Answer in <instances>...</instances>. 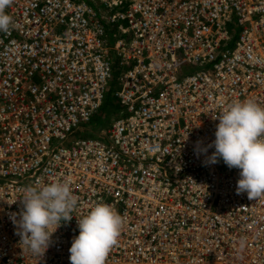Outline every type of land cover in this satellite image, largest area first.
I'll list each match as a JSON object with an SVG mask.
<instances>
[{
	"label": "built area",
	"instance_id": "2783aa9c",
	"mask_svg": "<svg viewBox=\"0 0 264 264\" xmlns=\"http://www.w3.org/2000/svg\"><path fill=\"white\" fill-rule=\"evenodd\" d=\"M0 33V264H70L77 219L123 218L106 264H264V197L206 164L222 108L264 106V0H12ZM110 91L118 113L74 137ZM78 205L43 256L13 215L27 185ZM18 219V215L16 216Z\"/></svg>",
	"mask_w": 264,
	"mask_h": 264
},
{
	"label": "clouds",
	"instance_id": "9594fccd",
	"mask_svg": "<svg viewBox=\"0 0 264 264\" xmlns=\"http://www.w3.org/2000/svg\"><path fill=\"white\" fill-rule=\"evenodd\" d=\"M12 0H0V33H7L12 17L6 12ZM219 123L215 139L207 146L198 143V153L206 154V164L220 160L229 169L239 170L236 193H246L249 200L264 197V106L253 100L235 101L214 117ZM23 205L13 215L23 251L43 256L56 230L73 219L78 205L71 181L67 178L43 185H27L19 199ZM18 215V219L16 216ZM123 226L121 214L107 203H97L77 219L79 234L69 248L70 264H106L111 248L117 243Z\"/></svg>",
	"mask_w": 264,
	"mask_h": 264
},
{
	"label": "trees",
	"instance_id": "16d2710c",
	"mask_svg": "<svg viewBox=\"0 0 264 264\" xmlns=\"http://www.w3.org/2000/svg\"><path fill=\"white\" fill-rule=\"evenodd\" d=\"M110 113L117 114L118 113V104L114 97L111 95L110 91L106 94V97L104 99V102L99 110V113L95 117H101L104 119V122L100 124L98 129L96 131H99L100 129L107 126L109 122V115ZM107 119V120H106ZM95 131L91 133V136H94Z\"/></svg>",
	"mask_w": 264,
	"mask_h": 264
},
{
	"label": "rangeland",
	"instance_id": "374dc122",
	"mask_svg": "<svg viewBox=\"0 0 264 264\" xmlns=\"http://www.w3.org/2000/svg\"><path fill=\"white\" fill-rule=\"evenodd\" d=\"M109 119V118H108ZM107 120V119H106ZM104 122L101 117H94L88 124H86L81 131L75 133L74 137H89L93 131H96L100 124ZM98 132H95L96 135Z\"/></svg>",
	"mask_w": 264,
	"mask_h": 264
}]
</instances>
